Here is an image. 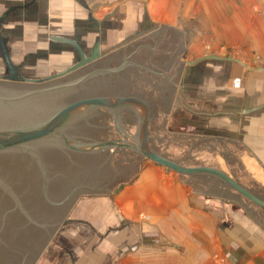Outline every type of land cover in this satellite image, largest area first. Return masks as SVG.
<instances>
[{
	"label": "water",
	"instance_id": "water-1",
	"mask_svg": "<svg viewBox=\"0 0 264 264\" xmlns=\"http://www.w3.org/2000/svg\"><path fill=\"white\" fill-rule=\"evenodd\" d=\"M159 38H165L160 25L90 64L95 57L85 58L75 40L50 37L52 41L72 45L81 57V62L63 75L79 67L91 69L92 65L100 70L101 74L94 79L97 88L102 89V96L81 98L61 107L71 97L88 92L93 84L87 82L80 91L79 88L69 91L75 84L61 80L0 86L3 101L0 103V264H33L61 223L66 204L89 193L86 187L99 190L92 189L93 199L103 198L105 189L113 187L108 186L117 176L127 179L137 175L139 157L175 172L177 180L192 191L215 198L220 211L232 201L252 212V221H258L264 232V195L255 194L251 182L236 179L235 158L225 146L237 145L235 142L166 135L162 131L170 100L195 115L238 116L241 112L199 111L183 104L176 96L178 84L174 70L178 61L174 51H169L172 68L163 66L155 70L153 55L144 51L148 59L144 56L140 60L148 73L143 71L131 77L128 74L123 83H107L111 81L110 70L115 69L113 62L120 63L126 53L140 44L155 53ZM116 52L120 58L114 56ZM4 59L8 62L6 54ZM161 76L162 80L157 82ZM160 98L167 99L164 105L160 104ZM263 106L243 111L252 112ZM95 107L104 110L96 111L95 115L92 111ZM123 109L133 114L129 116ZM86 138L95 141L86 142ZM91 143L96 144L88 146ZM107 157L111 159L109 162ZM77 187L76 193L70 192ZM68 222L83 223L72 219Z\"/></svg>",
	"mask_w": 264,
	"mask_h": 264
},
{
	"label": "crops",
	"instance_id": "crops-1",
	"mask_svg": "<svg viewBox=\"0 0 264 264\" xmlns=\"http://www.w3.org/2000/svg\"><path fill=\"white\" fill-rule=\"evenodd\" d=\"M136 4L149 16H160L161 20L156 18L160 23L154 22L148 32H136L135 26L141 21L135 19L139 15ZM183 5L190 6L196 26L200 21L207 35L241 37V44L246 43L245 57L229 67L241 76V105L234 111L241 114L226 116L240 118L241 130L174 135L235 142L237 145L225 144L235 158V169L264 188V106L243 111L264 105V0H0V38L9 53L35 54L36 58H21L23 62L15 64L35 63L31 66L41 68L48 62L47 52L69 47L52 41L51 36L73 39L82 49L90 46L89 51L101 47L102 37L106 42L114 38L106 51L110 53L118 49V39L130 34L143 36L160 25L181 54L188 51L181 39L187 42L188 37H197L198 27L176 26L166 20H173L169 6ZM201 14L203 17L198 19ZM67 49L62 50L69 52ZM58 58L51 57L56 63L62 62ZM178 59L180 66L183 62ZM228 77L232 79L231 72ZM177 83L178 90H182L181 82ZM171 115L167 111L162 124L166 131V118ZM130 178L114 196L112 206L92 204L82 208L87 218L78 220L100 238L84 245L78 264H264V232L258 221H252V212L232 201L220 211L215 198L192 191L177 180L175 172L145 158L137 167V175L132 181ZM97 213L101 218L91 220Z\"/></svg>",
	"mask_w": 264,
	"mask_h": 264
},
{
	"label": "rangeland",
	"instance_id": "rangeland-1",
	"mask_svg": "<svg viewBox=\"0 0 264 264\" xmlns=\"http://www.w3.org/2000/svg\"><path fill=\"white\" fill-rule=\"evenodd\" d=\"M136 5L138 8L137 10H135L139 12V15H136L135 19L138 18L141 20L139 25L135 26L136 32H148V28H150L154 22L158 21L156 18H159V20H161V17L157 15V17L153 15L149 16V14L143 11L141 5ZM189 7L190 6L184 5L171 7L169 6L168 9H170L172 13L173 20H166V23H171L173 25L175 24L176 26L179 24H183L187 28L198 27L197 37H188L187 42H185L184 39H181L182 43H184V45H187L186 48L188 50L187 52H181V54H179V52H177V50L173 48L174 43L173 39L170 38V36L159 38L158 48H156L155 50L159 62L161 63L164 58H166V63L164 62L165 60L163 62L165 63V65L167 64L166 66L172 68L169 51H174V57H176L177 61L179 60V57L183 62L179 63L180 66L177 65L174 73L176 82L180 81L182 84V90L178 99L187 107H195L194 105H196L197 107H195L196 109L194 110L198 109L207 112L222 110L237 111L235 109H237L241 105V76L238 75L237 72L234 71V69H230L229 67L231 66L233 68V64H237L238 62L240 63L241 57H245L246 52H244L243 48L246 49V43L242 42L241 44V37H222L207 35L204 30H201L203 26L200 21H198V26H196V23L194 21L196 17L194 13L190 14ZM261 13L264 16V7L261 9ZM149 17L155 18L156 20H149ZM181 17L183 18V20ZM202 17L203 16L201 14V16H198V19H201ZM178 20H180V23ZM139 35L140 34H138V36H127L118 39V48L142 37ZM113 39L114 38H111L110 42H106V38L104 37L99 39L101 41V49L103 53H106L107 49L113 44ZM191 41L192 44H190ZM179 44L180 42L177 45L179 46ZM184 45H182L183 49H185ZM178 46H176V48H178ZM63 48H68L67 50L72 49L68 46H63ZM63 48L59 47L53 49L55 52H47L45 55L48 58V62L43 63V65L45 66L41 68L31 66L33 64L35 65V63H32L31 65L27 62L20 63L23 64V66H19V63L15 64L16 62H23V59L26 57L30 58L33 56V58H36L35 54L33 55L29 53H19L18 51H16L15 53L11 52L9 54L11 56V59L13 60L15 69H17L20 73V78L21 80H23V82H25L24 80H26L28 82L41 84L47 82L50 77L59 75L68 70L71 67L70 65L75 62L74 60H72L73 57L71 58V55H69V53L67 54L66 50H62ZM90 49V46H86L85 48H83V50H85L84 53H88ZM37 55L40 56V54ZM53 55L54 57H59L58 59L62 62L56 63V61H53L51 59ZM0 59H2L1 56ZM27 65H30L31 67H27ZM230 72L233 75L232 79L231 77H228L230 76ZM7 75L8 72L1 62L0 76L5 77ZM176 94H178V92H176ZM167 111L169 115H171L172 113L171 116L166 118L168 122V128L172 130L170 131L169 129H167L166 131L162 128L163 133L166 135H177L180 133H196L199 135H206L211 132L210 130H215L218 133H221L223 130L225 131L224 133H233L238 132V129L241 130L240 118L238 119L236 117L226 116L221 117L220 119L198 117L192 115L191 113L183 111L171 100L169 102ZM142 159L144 158H137V167L139 168ZM237 167L238 166H235L234 170L235 173L239 176V180L251 182L254 193L264 195V188H259V184L256 183L258 185L257 187V185L254 184L255 182L248 180L246 174H243V172H240V170L238 171V169H235ZM131 179L132 176L130 180ZM126 182L127 181H118L113 185L111 189H105L104 194L107 195L104 198L105 201H103L104 199H96L97 202L91 200L93 199L92 192L83 193L77 196L74 200L69 201L66 204V209L61 219V223L59 224L55 232L51 234L48 242L46 241L47 243L41 250V253L37 257V259L33 262V264H78V257L84 245L88 244L89 242H93L94 239L96 240L100 237L94 235L91 229L83 226L81 223H71L68 222V220L87 218L85 217L86 214L82 211V208L85 205L92 207L96 204H104L105 206H109L111 204L112 206L114 196L127 185ZM101 216L102 215H98L97 213L96 216H94L95 218L92 217L90 219H100Z\"/></svg>",
	"mask_w": 264,
	"mask_h": 264
},
{
	"label": "flooded vegetation",
	"instance_id": "flooded-vegetation-1",
	"mask_svg": "<svg viewBox=\"0 0 264 264\" xmlns=\"http://www.w3.org/2000/svg\"><path fill=\"white\" fill-rule=\"evenodd\" d=\"M4 42H5L4 40H0V56L2 58V59H0L1 60L0 63L1 62L3 63V66L7 70L8 75H7V79L6 80L4 79V77H1L0 76V86L6 85V84H13V85H16V84L17 85L18 84L35 85V84H37L35 82H28L26 80H24L25 82H23V80H21L20 73L18 72L17 69H15V67L13 65V62L11 61L12 60L11 59V56H10V54L8 52V49H7V47H6V45H5ZM69 47H71L72 49H70L69 52H67V54L69 53V55H71V58L73 57L72 60L75 61V62L72 63V65H70L72 67V66H75V65H77V64H79L81 62V57H80L79 52L77 51L76 48H74L72 45H69ZM3 48H4V51H3ZM81 49H82V47H81ZM146 49L147 48H145L143 45L140 44V46L136 47V49L134 51H131V52L126 53L124 55V60L123 61H121L120 63L119 62H113L112 65L115 67V69L114 70H110L111 81H107V83L109 85L114 84V82H121V83H123V82H126L125 80H126L128 74L131 77L133 74H136V75L138 74L139 75L140 72H143L144 71V63H142L141 62L142 60H140V59H143L144 58V56H145L144 55V53H145L144 51H147L148 54L153 55V60H154L153 61L154 62L153 63L154 64V67L153 68L155 70L157 68H160V67L163 68V66H165V63H164L165 61L163 60L164 62L162 61L160 63L159 62V59H158V56H157V53H153L151 51H148V49L147 50ZM82 52H83V55L85 56V58H90V57H93V56L95 57V59L90 64H92L95 61L101 59L103 56H106V55L109 54L107 52L106 53H103V51H102V49H101L100 46L93 48L91 51H89L86 54L84 53V50L83 49H82ZM4 54H6L7 59H8V62H5ZM114 56L118 58L119 57V52H116ZM145 57L148 59V56H145ZM75 58H76V60H75ZM135 63L138 64V65L137 66H134ZM90 64H88V65H90ZM147 64L149 65L148 62H147ZM10 67H11V70L9 69ZM132 67H134L135 70H133ZM99 71L100 70H96L95 69V66L94 65H92V68L91 69H89V68L84 69V67H79L75 71H71L70 73H67V75H63L64 72H65L64 71L63 73H61L59 75L52 76L47 81L61 80L62 81L61 83L75 84V86L69 87V88H71V89H69V91H73V90L75 91L78 88H79V91H80V89L84 90L85 89L84 86H85V84H87V82H88V85L89 84H93V87H89L88 92H85V93H83L82 95H79V96L75 95V97H71L70 101L64 103V105L61 106V107H63L66 104H68L69 102L75 101V100H78V99H81V98L102 96L103 95L101 93V90L102 89H98L97 88V84H96L97 80L94 79V77H98L99 74H101ZM78 73H81V75L80 76H76ZM145 73H148V72L146 71ZM88 75H91V76L89 78L83 79L85 76H88ZM106 77H107V79H109L108 78L109 76H106ZM89 80H90V83H89ZM161 80H162V76L161 77H158L157 82H160ZM164 80H165V78H164ZM165 83L168 85L167 80L165 81ZM157 87H159V86L157 85ZM180 92H181V89L178 90V94H177L178 96L176 95L178 98H179ZM10 98H14V96H11ZM10 98H9V100H10ZM1 99H2V96L0 97V103L3 102ZM3 100H5V97L4 96H3ZM166 100L164 98L163 99L160 98L159 99V102H160L161 105L162 104L164 105V102ZM63 102L61 104H63ZM103 110L104 109H102L100 107H95L94 110H92V111L96 115V113H97L96 111H103ZM122 111H124L125 113L127 112L129 114V116H131L133 114L131 111H129L127 109H123ZM0 118H1V116H0ZM73 125H75V124H73ZM99 129H102V128L100 127ZM81 139H85V138H81ZM86 140H87L86 142H94L95 141V139H87V138H86ZM119 141H121L123 144H126V143H124V141L122 139H119ZM95 144L96 143H91L88 146H93ZM132 157H133V155H132ZM107 160L109 162L111 160L110 157L109 158L107 157ZM117 179H120V180H117ZM115 181H117V182L118 181L124 182L125 181V178L123 176L122 177L121 176L120 177L117 176L115 179L112 180V182L109 184L108 187H112L114 184H116L117 182H115ZM79 188H80V186H79ZM85 189H87V192L88 191L91 192L92 189H95V190H97V192H99V190L96 189L95 187H93V188H91V187H88L87 188L86 187ZM77 190H78V187L75 188L74 190L70 191V192L71 193H76ZM71 223H73V222H71Z\"/></svg>",
	"mask_w": 264,
	"mask_h": 264
}]
</instances>
